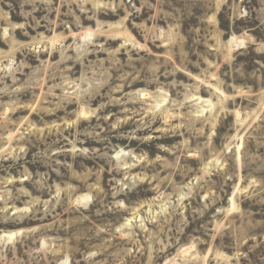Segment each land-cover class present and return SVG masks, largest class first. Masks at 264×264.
I'll use <instances>...</instances> for the list:
<instances>
[{
  "label": "rangeland",
  "instance_id": "obj_1",
  "mask_svg": "<svg viewBox=\"0 0 264 264\" xmlns=\"http://www.w3.org/2000/svg\"><path fill=\"white\" fill-rule=\"evenodd\" d=\"M0 264H264V0H0Z\"/></svg>",
  "mask_w": 264,
  "mask_h": 264
},
{
  "label": "bare ground",
  "instance_id": "obj_2",
  "mask_svg": "<svg viewBox=\"0 0 264 264\" xmlns=\"http://www.w3.org/2000/svg\"><path fill=\"white\" fill-rule=\"evenodd\" d=\"M232 45V44H231ZM14 211H15V209H14ZM15 214V213H14ZM7 235V234H6ZM13 235H14V233H11V234H8L7 236H10V238L11 237H13Z\"/></svg>",
  "mask_w": 264,
  "mask_h": 264
}]
</instances>
